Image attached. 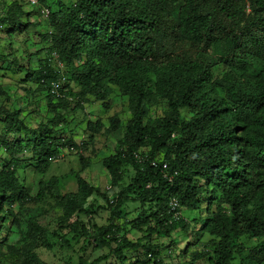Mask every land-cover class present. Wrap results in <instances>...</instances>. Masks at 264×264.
Returning <instances> with one entry per match:
<instances>
[{
  "label": "trees",
  "instance_id": "1",
  "mask_svg": "<svg viewBox=\"0 0 264 264\" xmlns=\"http://www.w3.org/2000/svg\"><path fill=\"white\" fill-rule=\"evenodd\" d=\"M44 2L28 0L30 13L16 2L0 17V29L16 31L23 26L22 31L28 28L23 23L25 14L40 16L36 24L55 28L48 32L52 44L47 52L50 57L57 53L70 68L63 74L48 58L38 70H22L25 86L36 84V94L45 90L52 102L59 101L52 107L57 113L52 122L34 131L26 129L33 145L42 141L33 153L41 161L56 158L59 138L53 136L50 124L59 125L68 114L85 111L90 96L102 102L111 93H119L136 102L131 129L136 133L127 153L105 162L112 182L108 191L114 194L105 192L103 197L114 214L124 204L139 201L142 206L158 207L155 219L169 229L184 222V215L170 222L172 199L178 200L181 213L187 209L201 215L206 208L209 217L200 225L204 223L208 234L223 239L214 264L232 263L233 245L239 238H264V0H77L71 5L53 0L50 6ZM52 6H58L60 17ZM215 69L221 72L215 75ZM58 81L63 82L60 98L52 93ZM72 81L82 87L80 94L73 92ZM156 90L165 94L169 111L150 122L146 101ZM70 102L75 106L71 112ZM7 112L0 109V123L10 120L25 126L23 117ZM3 133L0 143L7 152L5 139L15 140L19 153L28 150L17 139L18 129ZM64 136V141L72 143L70 149L81 150L72 136ZM141 145L150 146L151 154L137 150ZM160 152L164 159L157 156ZM154 162L159 165L154 167ZM126 165L137 173L116 192L114 188L124 182ZM10 190L15 201L25 199L17 185ZM100 230L105 238L112 227ZM133 248L124 240L112 251L123 261V250ZM239 256L241 263H264V241ZM149 257L163 264L152 253Z\"/></svg>",
  "mask_w": 264,
  "mask_h": 264
},
{
  "label": "rangeland",
  "instance_id": "2",
  "mask_svg": "<svg viewBox=\"0 0 264 264\" xmlns=\"http://www.w3.org/2000/svg\"><path fill=\"white\" fill-rule=\"evenodd\" d=\"M44 1L45 6L53 3V0ZM75 1L64 0L68 5ZM16 2L23 4L26 13L33 9L28 0H0V17ZM50 9L57 17L61 16L58 6ZM25 15L23 23L28 27L25 30L20 31L23 26L16 31L0 29V67L5 64L0 70L3 93L0 109L25 120L24 127L15 121L1 120L0 141H4L5 129H18V141L28 148L19 153L17 142L5 139L7 152L0 143V191L3 192L0 198V264H93L109 255L110 259L99 264H159L149 253L163 264H214L222 252L223 239L208 234L204 223L200 225V221L209 217L206 208L201 215L183 209L184 222L167 229L168 226L155 219L158 207L131 201L114 214V209L103 197L105 192L109 196L114 194L108 191L112 182L105 162L118 153H127L134 140L136 132L132 134L131 129L136 102L132 98L111 93L105 101L98 102L88 97L85 111L68 114L59 125L50 124L55 130L53 136L59 138L56 154H53L58 160L51 157L41 161L39 155L33 153L36 144L42 141L33 145L32 134L26 129L34 131L41 124L52 122L57 114L52 107L59 101L52 102L45 90L36 94V84L30 82L25 86L22 70H38L48 58L63 74L69 73L70 68L57 53L50 57L47 52L52 44L48 43L47 35L55 28L36 24L40 16ZM42 19L47 20L46 17ZM220 72V69L214 70L215 75ZM151 78L156 81L154 76ZM71 87L75 94H80L82 87L77 82ZM164 95L156 90L152 99L146 101L152 113L150 122L154 117H165L169 111V101ZM73 104L69 103L68 111L75 107ZM42 134L48 137L45 132ZM64 135L72 136L81 150H70L72 143L64 141ZM137 150L145 156L151 154L148 145H141ZM157 156L165 158L164 152ZM124 172L122 188H114L116 192L128 186L137 173L130 165L125 166ZM13 184L20 188L24 200L13 199L10 190ZM103 227H112V240L110 236L103 238L99 232ZM151 229L158 230L152 234ZM124 240L136 248L124 249L125 260L121 261L112 250ZM262 241L264 238H239L233 245L235 257L231 264H245L240 261L241 251L249 252Z\"/></svg>",
  "mask_w": 264,
  "mask_h": 264
},
{
  "label": "built area",
  "instance_id": "3",
  "mask_svg": "<svg viewBox=\"0 0 264 264\" xmlns=\"http://www.w3.org/2000/svg\"><path fill=\"white\" fill-rule=\"evenodd\" d=\"M32 4H37V0H30ZM49 12H46V16H48ZM53 55L55 56L56 53H53ZM62 66V65H60ZM62 84L63 82L61 83V81H58V83H54L53 84V94L56 96V98H60L61 97V94L59 93V90L60 88L62 87ZM74 149H72L73 151ZM59 157H56L55 160H57ZM159 165V163H156L154 162L153 163V166L154 167H157ZM163 170H168V165L167 164H164L163 165ZM149 187V186H148ZM114 199H111V203H113ZM171 216V219H170V222H175V221H178L181 216H182V213L180 211V207H179V203H178V200L177 199H172L169 203V212H168Z\"/></svg>",
  "mask_w": 264,
  "mask_h": 264
},
{
  "label": "clouds",
  "instance_id": "4",
  "mask_svg": "<svg viewBox=\"0 0 264 264\" xmlns=\"http://www.w3.org/2000/svg\"><path fill=\"white\" fill-rule=\"evenodd\" d=\"M70 150H72V149H70ZM140 153H141V152L137 153V155H139ZM57 160H58V159H57ZM182 216H183V213H182ZM182 216H181V217H182ZM180 219H181V218H180Z\"/></svg>",
  "mask_w": 264,
  "mask_h": 264
}]
</instances>
